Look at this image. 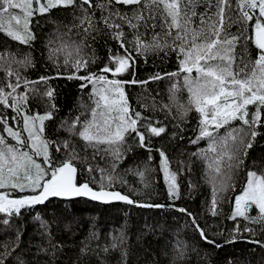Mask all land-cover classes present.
<instances>
[{"label": "snow or ice", "instance_id": "snow-or-ice-1", "mask_svg": "<svg viewBox=\"0 0 264 264\" xmlns=\"http://www.w3.org/2000/svg\"><path fill=\"white\" fill-rule=\"evenodd\" d=\"M0 45V264L264 249V0H0ZM80 202L128 210L105 231ZM133 209L176 215L136 228Z\"/></svg>", "mask_w": 264, "mask_h": 264}, {"label": "trees", "instance_id": "trees-1", "mask_svg": "<svg viewBox=\"0 0 264 264\" xmlns=\"http://www.w3.org/2000/svg\"><path fill=\"white\" fill-rule=\"evenodd\" d=\"M15 46V45H14ZM3 47V45H0ZM144 73L142 72L141 75ZM61 85L64 84L63 81L59 82ZM155 87V85H153ZM137 91H139L137 89ZM65 96L62 97V102L66 103L65 111L68 108H71L75 102L77 95L75 87H68L64 89ZM133 99H135L136 92L132 93ZM264 143V141H261ZM264 154V150L260 148L259 145L252 151L251 158L259 159L261 155ZM193 179H196V176L193 175ZM162 182V181H161ZM208 194V189L205 187L200 193H194L196 195L195 201L184 200L180 203H183L191 208H196L199 206L201 200ZM161 203L164 201L161 200ZM74 213L76 216L80 217L84 221H88L91 218L98 217L100 225L108 231L113 226H119L123 222L124 212L127 211V206L124 205H115V206H101L95 202H80L74 206ZM133 214L131 216L130 223L134 224L136 228L140 227L145 219L149 223H153L157 220L164 222L167 220L170 224L172 223V217L176 215L175 213H167L164 210H140L133 209ZM182 222V221H181ZM230 224V222H227ZM36 237L35 228L29 226L27 234L25 236V243L27 244L30 241H33ZM133 243L135 244V238H133ZM164 244V241H160L159 244L156 241V238L152 235L147 236L143 241V247H136L135 251L138 254L144 253V248H152L156 251ZM212 256L214 264H228L229 260L235 262V264H264V249H260L255 245L249 244L244 240H238L234 244H227L221 249H216L214 251L209 250ZM195 260V258H194Z\"/></svg>", "mask_w": 264, "mask_h": 264}]
</instances>
